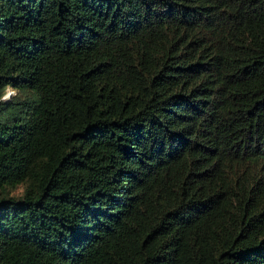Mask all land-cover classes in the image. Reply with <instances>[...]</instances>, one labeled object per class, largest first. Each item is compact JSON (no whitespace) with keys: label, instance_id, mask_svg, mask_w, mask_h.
<instances>
[{"label":"trees","instance_id":"1","mask_svg":"<svg viewBox=\"0 0 264 264\" xmlns=\"http://www.w3.org/2000/svg\"><path fill=\"white\" fill-rule=\"evenodd\" d=\"M0 264H264V0H0Z\"/></svg>","mask_w":264,"mask_h":264},{"label":"clouds","instance_id":"2","mask_svg":"<svg viewBox=\"0 0 264 264\" xmlns=\"http://www.w3.org/2000/svg\"><path fill=\"white\" fill-rule=\"evenodd\" d=\"M8 89H10V86H8ZM10 91H11L12 94L15 93V90L14 89H10ZM9 98H10L9 95L0 96V100H7Z\"/></svg>","mask_w":264,"mask_h":264},{"label":"rangeland","instance_id":"3","mask_svg":"<svg viewBox=\"0 0 264 264\" xmlns=\"http://www.w3.org/2000/svg\"><path fill=\"white\" fill-rule=\"evenodd\" d=\"M7 95H9V96H10V95H12V93H11V91H10V90L8 91V94H7Z\"/></svg>","mask_w":264,"mask_h":264}]
</instances>
